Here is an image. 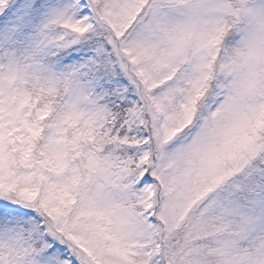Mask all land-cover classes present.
I'll use <instances>...</instances> for the list:
<instances>
[{
  "label": "snow or ice",
  "instance_id": "6c2138e0",
  "mask_svg": "<svg viewBox=\"0 0 264 264\" xmlns=\"http://www.w3.org/2000/svg\"><path fill=\"white\" fill-rule=\"evenodd\" d=\"M0 264H264V0H0Z\"/></svg>",
  "mask_w": 264,
  "mask_h": 264
}]
</instances>
